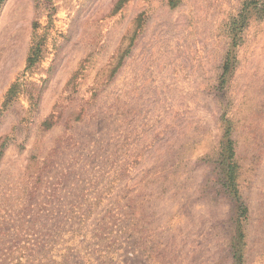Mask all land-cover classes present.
Here are the masks:
<instances>
[{
    "label": "rangeland",
    "instance_id": "rangeland-1",
    "mask_svg": "<svg viewBox=\"0 0 264 264\" xmlns=\"http://www.w3.org/2000/svg\"><path fill=\"white\" fill-rule=\"evenodd\" d=\"M0 264H264V0H0Z\"/></svg>",
    "mask_w": 264,
    "mask_h": 264
},
{
    "label": "trees",
    "instance_id": "trees-1",
    "mask_svg": "<svg viewBox=\"0 0 264 264\" xmlns=\"http://www.w3.org/2000/svg\"><path fill=\"white\" fill-rule=\"evenodd\" d=\"M226 145L224 146V148L226 149V146L228 145V148L231 147L230 146V142L229 140L226 141ZM233 155V150L231 148H229V157L231 158ZM231 165V166H230ZM233 167H235V165H232V164H228L227 168H229V174H228V178H229V181L231 182V186L235 187V176H234V170H233Z\"/></svg>",
    "mask_w": 264,
    "mask_h": 264
}]
</instances>
